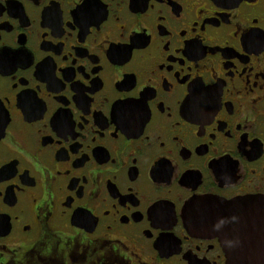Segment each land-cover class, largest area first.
<instances>
[{
  "label": "flooded vegetation",
  "instance_id": "1",
  "mask_svg": "<svg viewBox=\"0 0 264 264\" xmlns=\"http://www.w3.org/2000/svg\"><path fill=\"white\" fill-rule=\"evenodd\" d=\"M0 264H264V0H0Z\"/></svg>",
  "mask_w": 264,
  "mask_h": 264
}]
</instances>
